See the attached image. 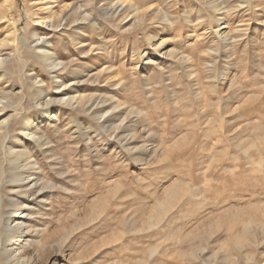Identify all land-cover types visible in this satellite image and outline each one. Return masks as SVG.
<instances>
[{"label":"rangeland","instance_id":"1","mask_svg":"<svg viewBox=\"0 0 264 264\" xmlns=\"http://www.w3.org/2000/svg\"><path fill=\"white\" fill-rule=\"evenodd\" d=\"M4 57L0 264H264V0H0Z\"/></svg>","mask_w":264,"mask_h":264},{"label":"bare ground","instance_id":"2","mask_svg":"<svg viewBox=\"0 0 264 264\" xmlns=\"http://www.w3.org/2000/svg\"><path fill=\"white\" fill-rule=\"evenodd\" d=\"M41 3L37 4L38 9H44L46 12H50L51 7H50V5L47 6V4H49V2L44 1L42 4ZM129 6H131V4L128 5L125 2L124 3L118 2V3L114 4V5L112 3V5L110 6L111 10H109V11H111L109 13V16L112 17V18H117L120 15H122L123 13H125L128 10ZM85 7H86V5H84V6L79 5L78 8H77V13L81 14L83 12V9H85ZM68 10H69V8L66 7V9L61 10L59 13H56L55 15H53L51 17L50 16L49 17H47V16H39V18H37V20H36V24L40 25L41 27H43L44 30L48 29L50 32L55 33L56 30L59 28V26L62 25L61 22L63 20H65L63 18V16H65V13H67ZM129 21H132L133 23L134 22L141 23V18L139 19V17L137 16V12H135V11L129 12L128 11L121 17L120 22L124 24V23H127ZM44 35H46V34H40L38 31L37 32L34 31V32L31 33V37L33 38L32 42L34 44L31 45V46H28V45L25 44V39H23V40L20 41V45H21L22 48H26L27 47L31 52H33L40 59L41 65L45 68V70L48 72V74H51L54 79H58L59 82H60L59 85L63 84L61 82L62 80L60 79L61 78L60 75L64 71L65 63L62 60H59L58 58H56L54 56L55 54H53L51 51H49L50 49H49L48 40H46V38H43ZM162 45H163V42L157 44L156 45V49L161 48ZM91 49H92V46L90 47L89 51ZM151 61H153V58L152 57H148L146 63H149ZM5 63H6V57L0 58V67L3 66ZM37 78L38 77H34L33 83H38L39 82L37 80ZM67 103L72 105V106H75L76 108L77 107L80 108V107H82L85 104V99L82 96H76V97L73 96L72 98L70 97V98L67 99ZM97 103H95L94 105H96ZM100 104H102V102ZM98 108H99V106H98ZM91 109H92V107H91ZM106 114H107L106 112L103 113V114H100V116L98 118L101 119ZM18 263L19 264H32L33 260L27 261V260L24 259V260H22L21 262H18Z\"/></svg>","mask_w":264,"mask_h":264}]
</instances>
